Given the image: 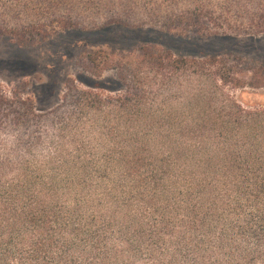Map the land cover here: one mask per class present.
Masks as SVG:
<instances>
[{
    "label": "trees",
    "instance_id": "16d2710c",
    "mask_svg": "<svg viewBox=\"0 0 264 264\" xmlns=\"http://www.w3.org/2000/svg\"><path fill=\"white\" fill-rule=\"evenodd\" d=\"M264 32V0H0L18 46L85 22ZM117 94L69 82L37 112L0 82V264H264V66L140 46L81 56Z\"/></svg>",
    "mask_w": 264,
    "mask_h": 264
},
{
    "label": "rangeland",
    "instance_id": "374dc122",
    "mask_svg": "<svg viewBox=\"0 0 264 264\" xmlns=\"http://www.w3.org/2000/svg\"><path fill=\"white\" fill-rule=\"evenodd\" d=\"M51 30L46 39L29 46H18L10 36H0V82L4 90H16L29 98L40 113L60 102L69 82L110 94L124 91L114 70L95 77L81 66V56L97 48L127 52L147 45L169 50L175 56H238L247 64L264 66V32L178 34L147 26L107 25L102 21L65 29L55 25ZM233 94L244 104L264 103V89L245 88L234 90Z\"/></svg>",
    "mask_w": 264,
    "mask_h": 264
}]
</instances>
